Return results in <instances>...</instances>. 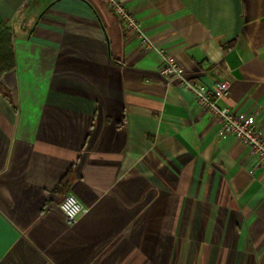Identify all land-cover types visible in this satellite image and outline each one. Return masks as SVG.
<instances>
[{
	"label": "crops",
	"instance_id": "crops-1",
	"mask_svg": "<svg viewBox=\"0 0 264 264\" xmlns=\"http://www.w3.org/2000/svg\"><path fill=\"white\" fill-rule=\"evenodd\" d=\"M123 1L151 50L104 0H0V264H264V164L160 73L264 133V0Z\"/></svg>",
	"mask_w": 264,
	"mask_h": 264
},
{
	"label": "built area",
	"instance_id": "built-area-1",
	"mask_svg": "<svg viewBox=\"0 0 264 264\" xmlns=\"http://www.w3.org/2000/svg\"><path fill=\"white\" fill-rule=\"evenodd\" d=\"M104 1L118 15L123 25L140 40L142 49L151 50L153 48L151 40L142 30L139 19L124 1ZM161 54L164 60L160 69L161 76L169 82L179 80L185 89L193 92L197 104L214 116L217 127L223 135L240 139L251 148L259 163L264 164V133L260 130L256 117H241L229 106L223 104V101L230 95L231 80L224 74L214 86L209 87L188 77L185 67L176 57L165 50H161ZM60 208L70 222H74L85 211L84 205L73 194L65 196Z\"/></svg>",
	"mask_w": 264,
	"mask_h": 264
},
{
	"label": "trees",
	"instance_id": "trees-1",
	"mask_svg": "<svg viewBox=\"0 0 264 264\" xmlns=\"http://www.w3.org/2000/svg\"><path fill=\"white\" fill-rule=\"evenodd\" d=\"M3 28L0 32V67L2 71L12 70L15 66L11 37Z\"/></svg>",
	"mask_w": 264,
	"mask_h": 264
}]
</instances>
